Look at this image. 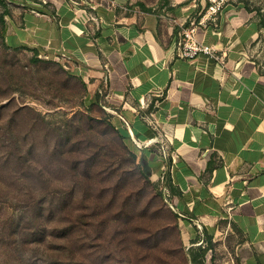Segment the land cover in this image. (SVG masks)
<instances>
[{
  "label": "crops",
  "instance_id": "crops-1",
  "mask_svg": "<svg viewBox=\"0 0 264 264\" xmlns=\"http://www.w3.org/2000/svg\"><path fill=\"white\" fill-rule=\"evenodd\" d=\"M5 1L6 45L65 54L92 102L108 105L140 146L163 149L160 161L141 147L142 160L168 174L171 207L197 242L220 241L223 264H264V66L252 55L262 30L254 12L225 3L197 26L196 39L223 56L218 63L176 55L182 28L207 1L159 12L115 1Z\"/></svg>",
  "mask_w": 264,
  "mask_h": 264
},
{
  "label": "rangeland",
  "instance_id": "rangeland-1",
  "mask_svg": "<svg viewBox=\"0 0 264 264\" xmlns=\"http://www.w3.org/2000/svg\"><path fill=\"white\" fill-rule=\"evenodd\" d=\"M95 1L159 12L201 0ZM225 3L259 19L251 48L264 66V0ZM5 8L0 1V264H193L189 248L201 245L204 264H223L227 249L213 238L192 243L161 170L144 164L141 147L160 161L163 149L137 144L66 61L6 45Z\"/></svg>",
  "mask_w": 264,
  "mask_h": 264
},
{
  "label": "built area",
  "instance_id": "built-area-1",
  "mask_svg": "<svg viewBox=\"0 0 264 264\" xmlns=\"http://www.w3.org/2000/svg\"><path fill=\"white\" fill-rule=\"evenodd\" d=\"M207 2V6L202 9L199 17L189 18L187 24L182 28L176 41V55L188 60H194L199 55H204L217 60L218 63H223V56L213 45L198 41L195 37L197 26L207 20H216L225 4V0H207ZM60 58L66 59L67 57L65 54H61L58 56V59ZM134 141L140 144V142ZM150 143L151 141H147L144 144L149 145Z\"/></svg>",
  "mask_w": 264,
  "mask_h": 264
},
{
  "label": "trees",
  "instance_id": "trees-1",
  "mask_svg": "<svg viewBox=\"0 0 264 264\" xmlns=\"http://www.w3.org/2000/svg\"><path fill=\"white\" fill-rule=\"evenodd\" d=\"M1 2H3V0H0ZM4 4V3H3ZM6 6V5H5ZM143 10H151L149 8H146V7H143L142 8ZM8 10L5 8L4 9V15L7 14ZM3 15V16H4ZM2 22H3V19H2ZM34 55L37 56V53L34 52ZM93 103H97V101H94ZM99 104V103H97ZM140 163L138 164V168H140ZM142 173V175H144L145 178H147V174H146V171L143 170L140 171ZM152 184H154V186L157 188L158 187V182H153ZM169 188V190L172 191L173 187L171 185V182H170V179L168 177V174H165L164 176V180H163V188ZM163 188H162V185L158 187V194L159 195H162L163 196ZM165 194V193H164ZM176 216H178V214L176 213ZM197 240L195 241H192V243L196 242ZM206 242L209 243V244H212V241H211V236H208L207 239H206ZM205 247H190L189 248V255H190V259H191V262L193 264H204V258H205Z\"/></svg>",
  "mask_w": 264,
  "mask_h": 264
}]
</instances>
